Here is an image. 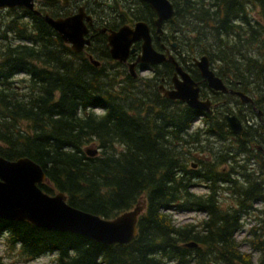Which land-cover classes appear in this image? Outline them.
Listing matches in <instances>:
<instances>
[{"label": "trees", "instance_id": "16d2710c", "mask_svg": "<svg viewBox=\"0 0 264 264\" xmlns=\"http://www.w3.org/2000/svg\"><path fill=\"white\" fill-rule=\"evenodd\" d=\"M170 1L180 63L196 71L191 56L207 55L218 77L254 98L264 120V0ZM17 10L0 11V156L38 164L46 176L39 189L64 194L74 209L105 220L140 202L145 211L137 237L113 246L0 220L6 250L22 262L55 255V264H264V167L254 147L262 127L246 124L233 135L216 112L193 127L199 110L159 96L152 87L160 76L143 82L117 62L95 67L39 17L25 21ZM93 145L98 153L88 156ZM204 152L203 160L193 155ZM195 183L204 194L193 193ZM221 193L231 206L221 205ZM172 213L202 218L179 223ZM243 217L256 223L252 240L238 242Z\"/></svg>", "mask_w": 264, "mask_h": 264}, {"label": "water", "instance_id": "95a60500", "mask_svg": "<svg viewBox=\"0 0 264 264\" xmlns=\"http://www.w3.org/2000/svg\"><path fill=\"white\" fill-rule=\"evenodd\" d=\"M32 1L0 0V10L22 7L39 15V12L33 9ZM143 1L147 2L157 15L155 26L161 32L163 22L171 19L174 15L171 2L169 0ZM42 19L64 43L70 45L73 52H81L85 46L90 44V38L85 37L87 29L82 25L79 16L62 20L52 19L45 15L42 16ZM121 34H126V38L122 37L126 42L120 40ZM140 40L142 41L140 54L135 63L129 64V69L132 71L136 63L157 65L168 62L172 64L175 69L172 80L174 87L172 90H163V87H160L163 90V95L168 99L178 100L191 108L207 113L210 103L208 100L200 101L198 99V84L182 70L172 56L157 53L152 48L149 28L145 22L136 23L133 29L124 26L119 29V32H110L108 45L111 58L125 62L129 54L135 51V48H131V46ZM172 46L174 47L175 44ZM89 60L94 65L98 64L91 56ZM193 64L210 89L222 93H232L239 97L242 104L251 102V99L244 93L227 89L221 78L216 76L211 69L208 56L202 55L199 58H193ZM132 75L135 76V73L132 72ZM223 119L231 133L240 134L242 123L237 116L225 114ZM85 153L88 156H95L97 149L86 148ZM45 182L44 171L31 159L21 157L7 160L0 156V220L26 222L49 232L82 236L103 246L126 245L137 237V222L141 213L144 212V202L138 203L132 210L124 212L114 219L105 220L70 207L66 202V196L62 193L54 196L45 194L38 187ZM186 247L194 248L195 245L187 244Z\"/></svg>", "mask_w": 264, "mask_h": 264}, {"label": "flooded vegetation", "instance_id": "af4514ba", "mask_svg": "<svg viewBox=\"0 0 264 264\" xmlns=\"http://www.w3.org/2000/svg\"><path fill=\"white\" fill-rule=\"evenodd\" d=\"M32 2L33 9L37 10L39 15H35L22 7H15V9H18L17 11H22L24 19H30V17L32 18L33 16H36L44 21L42 16L47 15L52 19L65 20L79 16L82 25L87 29L85 37L90 38V44L85 48H90L92 52L95 53V62L98 63L95 67L101 65H111L113 67L115 65L114 63L117 62L122 68H124L125 76L129 74L133 79H137V74L148 73L149 76L140 78L143 82H149V80L154 77L160 76V82L156 81L152 88L158 92L159 96H162L163 92L160 87L163 86V90H170L174 87L172 80L174 78L175 69L170 63L164 62L157 65L136 63L131 71L129 69V64L135 63L137 56L140 54L141 40L135 42L131 46V48H135V51L129 54L125 62L114 61L109 53L110 47L108 45V36L110 35V32H119V29L124 26L133 29L136 23L145 22L149 28L152 48L157 53L169 54L172 56L178 64L182 66V70L189 74L194 82L198 84L199 99L201 101L208 100L210 103L208 114L213 116L215 112L220 113L222 119L225 114H231L237 116L242 123L245 121L248 126L256 127L257 124H259L262 127L263 141L261 144L253 146L262 155L261 166L264 167V120L261 118V116H263L262 111L256 108L254 98L244 92L242 93L247 95L251 99V102L242 104L239 97L232 93H222L210 89L206 82L201 78L198 69L193 64V58H199L200 56L192 57L191 59L192 67L196 69V71L191 70L187 65L183 66L182 63H180V50L175 41L176 36L180 34V25L178 21L173 24L171 23L170 28L168 22L173 18L164 21L161 25V32H159L155 26L157 15L148 3L143 0H33ZM2 10L6 11L8 9H1L0 11ZM129 19H131L132 22L129 21ZM25 21H27V19ZM56 35L59 36L57 33ZM173 44H175L174 47L172 46ZM85 48L83 53L89 58V56L92 55H90L88 51H85ZM104 57H108L110 61L106 62ZM165 65L171 66V69L168 71V67L164 68ZM132 72L135 73V76L132 75ZM165 76L168 77L167 81H164ZM177 77L179 78V76ZM222 82L227 89L241 92L236 87H232L229 82L224 80H222ZM214 92L233 96V98H231L233 100H214L212 94ZM203 115L202 112H199L196 119H201ZM193 164L195 165V163H192L191 165L193 166Z\"/></svg>", "mask_w": 264, "mask_h": 264}, {"label": "rangeland", "instance_id": "374dc122", "mask_svg": "<svg viewBox=\"0 0 264 264\" xmlns=\"http://www.w3.org/2000/svg\"><path fill=\"white\" fill-rule=\"evenodd\" d=\"M251 15L254 16V13H251ZM191 57H194V56H191ZM195 57H198V56H195ZM211 66L213 69H217L218 63L212 62ZM137 76L141 78V77H147V76H149V74L148 73H141V74H137ZM95 110H96V113L101 112L100 109L95 108ZM196 120L197 119L194 120V124H193L194 126L193 127H196V128L201 127L202 124L199 123V120H197V121ZM246 124L247 123L244 121L243 125L246 126ZM211 142H214V141L211 140ZM93 147H95V146L93 145ZM193 155L194 156L197 155V157L202 159V160L205 158H208L207 152L200 153V154L194 153ZM192 163H195V165L193 164V168L191 167L192 169H198V170L200 169V165L197 162H192ZM221 168H224L225 170L227 169V167L226 166L224 167V165L219 166V169H221ZM263 178H264V176H263ZM192 191L195 194H204V192L206 190L204 188H201L199 186V183H195V186L192 189ZM220 199H221V205L224 208L231 206L233 203L231 201L232 197H230L229 195L223 194V193H221ZM254 208L259 209L260 206L254 205ZM172 214H173L174 219H176V221L179 223L197 222L200 218H202L201 215H197L195 213H185V214L172 213ZM244 223H246L245 226H247L248 228H250V226H253V224H255L254 220H250V219L244 220ZM250 237H251V235L248 236L247 231H245V233H240L239 235H236V240H238V242H240L243 238H246L247 240H250V239L252 240V237L251 238ZM240 251L245 253V254L248 253V246H244V245L241 246ZM0 256H3L6 258L5 262L7 264H55L54 263L55 255L44 256V257H41L40 259L35 260V261L22 262L19 258H17V255L15 252H10V251H8V249L6 250L3 242H0Z\"/></svg>", "mask_w": 264, "mask_h": 264}, {"label": "bare ground", "instance_id": "6f19581e", "mask_svg": "<svg viewBox=\"0 0 264 264\" xmlns=\"http://www.w3.org/2000/svg\"><path fill=\"white\" fill-rule=\"evenodd\" d=\"M120 32H121V31H120ZM112 35H114V33H112ZM125 36H126V34H121V35H120V40L126 42V41H125V38H126ZM122 37H125V38H122ZM116 40H117V39H116Z\"/></svg>", "mask_w": 264, "mask_h": 264}]
</instances>
